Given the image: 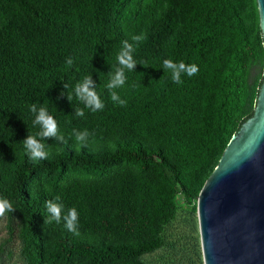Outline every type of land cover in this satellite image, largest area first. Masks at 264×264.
<instances>
[{"label": "trees", "instance_id": "trees-1", "mask_svg": "<svg viewBox=\"0 0 264 264\" xmlns=\"http://www.w3.org/2000/svg\"><path fill=\"white\" fill-rule=\"evenodd\" d=\"M125 40L138 64L113 89L121 106L105 85ZM164 59L198 71L176 84ZM85 76L102 110L67 99ZM263 80L257 0H0V197L13 207L0 216L8 234L0 256L17 240L25 264H146L140 257L165 243L178 196L198 200L253 115ZM33 103L48 109L64 138H47L50 155L37 162L22 146L39 130ZM73 129L90 133L86 147ZM57 196L62 216L76 209L79 236L48 219L46 202Z\"/></svg>", "mask_w": 264, "mask_h": 264}, {"label": "water", "instance_id": "water-1", "mask_svg": "<svg viewBox=\"0 0 264 264\" xmlns=\"http://www.w3.org/2000/svg\"><path fill=\"white\" fill-rule=\"evenodd\" d=\"M264 39V0H257ZM204 264H264V80L197 200Z\"/></svg>", "mask_w": 264, "mask_h": 264}, {"label": "clouds", "instance_id": "clouds-1", "mask_svg": "<svg viewBox=\"0 0 264 264\" xmlns=\"http://www.w3.org/2000/svg\"><path fill=\"white\" fill-rule=\"evenodd\" d=\"M133 42H139L145 39L143 33L133 35L131 37ZM135 51V44L129 43L127 40L122 42L119 52L116 55V64L112 66V69L108 72V82L105 87L109 90L110 99L119 105L126 104L124 99L118 95L113 89L122 88L126 84V70L134 71L137 61L133 58V52ZM68 67L73 64V58L68 57L65 61ZM162 69L169 70L171 73V80L176 84L182 83L181 75L193 76L198 71L196 65L186 66L183 62H173L170 59H164L162 61ZM96 85L91 76H85L83 80L75 83L69 95L68 100H71L74 96L76 100L84 104L85 108H88L92 112L102 110L104 104L99 98L96 92ZM29 112L33 115L32 125L38 127V131L33 134H28L22 140V146L25 155L33 162L45 160L50 155V147L44 141L47 138H54L59 141H63L64 138L58 133L57 122L55 117L49 113L48 109L43 105H37L35 103L30 104L28 107ZM75 115L78 117H84V110L77 108L74 110ZM90 133L87 130L79 131L73 129L72 137L75 142L80 146H87ZM60 198L54 197L46 202V211L49 214L48 219L59 223L61 220L64 222V228L75 236H79L78 231V213L75 208H69L67 212L62 216L61 213L64 209V205L59 202ZM13 207L11 202L4 197H0V216H3L6 212H12Z\"/></svg>", "mask_w": 264, "mask_h": 264}, {"label": "rangeland", "instance_id": "rangeland-1", "mask_svg": "<svg viewBox=\"0 0 264 264\" xmlns=\"http://www.w3.org/2000/svg\"><path fill=\"white\" fill-rule=\"evenodd\" d=\"M254 83L257 85L263 76V67L259 65L253 69ZM256 106V105H255ZM255 108V107H254ZM177 215L164 231L165 243L151 253L140 257L146 264H204L200 243L197 201L188 204L183 195L177 199ZM6 221H0V244L8 237ZM5 253L0 256V264H25L20 245L13 240L6 245ZM11 250V254L8 251ZM64 264V263H61ZM68 264H85L81 260H73Z\"/></svg>", "mask_w": 264, "mask_h": 264}]
</instances>
